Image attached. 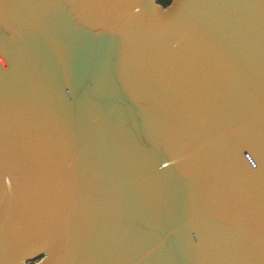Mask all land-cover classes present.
Masks as SVG:
<instances>
[{"label":"water","instance_id":"95a60500","mask_svg":"<svg viewBox=\"0 0 264 264\" xmlns=\"http://www.w3.org/2000/svg\"><path fill=\"white\" fill-rule=\"evenodd\" d=\"M0 264H264V0H0Z\"/></svg>","mask_w":264,"mask_h":264},{"label":"trees","instance_id":"16d2710c","mask_svg":"<svg viewBox=\"0 0 264 264\" xmlns=\"http://www.w3.org/2000/svg\"><path fill=\"white\" fill-rule=\"evenodd\" d=\"M160 2L165 5H168L171 2V0H160Z\"/></svg>","mask_w":264,"mask_h":264}]
</instances>
